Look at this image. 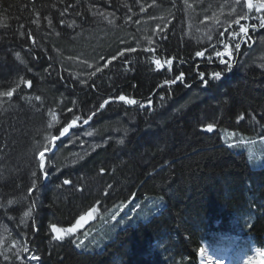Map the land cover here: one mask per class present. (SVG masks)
I'll return each instance as SVG.
<instances>
[{"label": "trees", "instance_id": "1", "mask_svg": "<svg viewBox=\"0 0 264 264\" xmlns=\"http://www.w3.org/2000/svg\"><path fill=\"white\" fill-rule=\"evenodd\" d=\"M147 2L172 12L153 51L99 54L100 70L80 82L62 72L57 49L108 17L125 29L147 12L141 0H0V96L13 91L0 98V224L36 250L39 264H197L200 250H239L249 239L264 247V165L251 168L240 149L264 138V70L216 66L217 53L236 56L237 43L245 56L251 45L240 42L239 28L247 26L196 44L186 35L184 0ZM245 18L264 25L255 8ZM154 60L167 67L156 71ZM196 72L204 82L164 87L151 106L109 104L86 131L106 139L115 130V139L75 164L53 160L43 183L36 156L70 120L119 95L142 101L181 73L190 85ZM57 113L58 123L47 124ZM209 124L214 131H204ZM84 131L62 141L55 158L69 156ZM91 211L92 222L55 239L53 225L73 227Z\"/></svg>", "mask_w": 264, "mask_h": 264}, {"label": "rangeland", "instance_id": "2", "mask_svg": "<svg viewBox=\"0 0 264 264\" xmlns=\"http://www.w3.org/2000/svg\"><path fill=\"white\" fill-rule=\"evenodd\" d=\"M260 2L261 0H253L254 5H258ZM142 4L144 5L143 7L141 6V9L147 12L137 20L129 19L125 29H119L116 26L115 20L112 17H108L107 19H103V26L78 32L73 41L71 40L72 42L65 45L67 49H57L58 64L62 66L60 68L62 72L66 71L73 79L83 82L88 74L94 73L100 68L103 58L101 56L103 55L100 56L99 54L109 52L111 55L109 57L114 58L121 52H126L133 48L148 49L150 46H153L156 34L167 27L168 21L172 17V12L169 9L154 6L150 2H147V0H141ZM184 6L186 35L191 41L202 45L211 42L219 31L236 23L237 20L242 22L247 7L245 0H184ZM250 33L251 31H249ZM248 51L247 53L245 51V56L238 60L237 70H243L247 66H255L258 69L264 70V37H256L253 48L250 52ZM0 68L3 69L2 67ZM162 84L164 82L159 85ZM4 96L6 95H1L0 98ZM58 121L59 115L57 113L47 120L46 123L51 126L57 124ZM106 133L107 138H104L105 141L115 139V136L118 134L115 130H108ZM79 136L76 135L73 139L72 142L78 141V143L76 146L69 148V156L55 158V153L49 160L48 158L46 159V168H53V160L57 163H62V166L75 164L80 158L88 154L89 150H93L96 146L104 144L103 138L99 139L94 132L89 133L86 129ZM51 140L52 138H49L48 146ZM87 145L89 146L88 148H86ZM227 145L233 147L237 143L229 141ZM67 146H70V144ZM240 149L245 151L246 159L251 168L258 169L264 165V138L257 140L251 138L245 139V146H241ZM38 159L39 155L36 156L37 161ZM43 174L48 180L49 176L46 175V170L42 173V179ZM43 181L45 180L43 179ZM81 218L83 219L81 220ZM93 220L94 213L88 212L77 220L81 221L78 229L86 226ZM35 253L36 250L29 249L23 240L14 237L0 224V254L5 264H37L36 260L40 258ZM32 257H38V259H32ZM227 259V253L212 255L203 251L199 255V264H232ZM247 263L264 264V253H254L253 256L248 257Z\"/></svg>", "mask_w": 264, "mask_h": 264}, {"label": "snow or ice", "instance_id": "3", "mask_svg": "<svg viewBox=\"0 0 264 264\" xmlns=\"http://www.w3.org/2000/svg\"><path fill=\"white\" fill-rule=\"evenodd\" d=\"M246 2H247V7H248L249 10H251V9H253V8L255 7V10H256L257 12H264V0H261V2H260L258 5H254V4H253V0H246ZM242 19H243V18H242ZM236 23H237V24H240L241 21H240V20H237ZM239 33H240V34H243L245 37H247V35H248V33H249V28H248V27H240V28H239ZM232 35H233L234 38L239 39V36L237 35V33H233ZM240 46H241V45H240L239 43H237V44L235 45V47H236L237 49H239ZM130 51H136V49L133 48V49H130ZM146 51H149V52H150V51H153V49H146ZM120 55L123 56V55H124V52H121ZM196 55H197L198 57H200V56H203L204 53H203V52H197ZM225 55H231V52L228 51L227 48H226L225 51H223V52H218V53H217V56H218V57H224ZM110 62H111V61H109V63H110ZM221 62L223 63V60H221ZM153 63L155 64L157 70H162L163 65H162L161 61H159V60H154ZM167 64H168L169 67H171L172 64H173V61H172V60H168V61H167ZM105 66H106V65H105ZM99 70H100V69L98 68L97 71H99ZM214 78H215V79H219V78H220V73H218V72L215 73ZM184 79H185V76H184L183 73H181L180 75H178L177 77H175L173 80H170V81H169V80H166V81H165V84H166V85H167V84H172V83H176L177 81L183 82ZM201 80H204V76H203V74H201ZM29 86H30V82H29ZM5 95H7L8 97H12V96H13V91H9V92H7ZM37 99H38V97H37ZM118 100H119V101H122L125 105H136V104H137V100H136V99H134V98H126L124 95H119V96H118ZM109 102H110L109 100H105L104 103H102V104L99 105V107H100L101 109H103V108L105 107V105H107ZM139 106H140L141 108H144V107H145V104L141 103ZM148 106H151V101H149ZM70 111H71V109H70ZM93 115H95V113H93ZM89 119H90L89 117H85V119H84L83 122H84L85 124H88V123H89ZM79 120H80V117L77 116L76 119L72 122V125H70L69 127L76 126L77 121H79ZM69 127L64 128V129H63V132L61 133V135L65 134V133H68V132H69ZM204 131L212 132V131H214V126H213L212 124H209V125L206 127V129H204ZM43 156H44V152H40V157H41V159H40V167H41V168L44 167ZM64 183H65V184H68L69 182H68L67 180H65ZM9 203H11V201H9ZM93 211H95V209H93ZM25 215H27V213H25ZM82 219H83V218H81V220H82ZM80 223H81V221H77V224H76L75 226H73V227H69V228H67V229H60V228H57L56 226L53 225V227H52V232H53V234H54L55 239H56V240H61V239H63L65 236H71V235H74L75 232L77 231L78 227L80 226ZM32 259H38V257H32Z\"/></svg>", "mask_w": 264, "mask_h": 264}, {"label": "water", "instance_id": "4", "mask_svg": "<svg viewBox=\"0 0 264 264\" xmlns=\"http://www.w3.org/2000/svg\"><path fill=\"white\" fill-rule=\"evenodd\" d=\"M245 3H246V5H247V2L245 1ZM166 84L164 83V84H162V85H159L157 88H156V90L154 91V95L163 87V86H165ZM30 86H29V84H27V88H29ZM151 98H152V96L151 97H148L147 99H145L143 102H145V101H150L151 100ZM69 129H71V128H69Z\"/></svg>", "mask_w": 264, "mask_h": 264}, {"label": "bare ground", "instance_id": "5", "mask_svg": "<svg viewBox=\"0 0 264 264\" xmlns=\"http://www.w3.org/2000/svg\"><path fill=\"white\" fill-rule=\"evenodd\" d=\"M152 100V99H151ZM92 114L95 113V115H98L102 112V109L99 106H96L94 109H92ZM201 251V250H200ZM199 251V252H200Z\"/></svg>", "mask_w": 264, "mask_h": 264}, {"label": "flooded vegetation", "instance_id": "6", "mask_svg": "<svg viewBox=\"0 0 264 264\" xmlns=\"http://www.w3.org/2000/svg\"><path fill=\"white\" fill-rule=\"evenodd\" d=\"M251 41H252V39H251ZM249 46V45H248ZM249 49V47H247V49L246 50H248Z\"/></svg>", "mask_w": 264, "mask_h": 264}]
</instances>
